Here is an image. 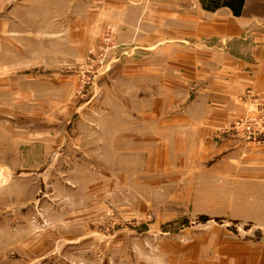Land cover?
<instances>
[{"label": "rangeland", "instance_id": "1", "mask_svg": "<svg viewBox=\"0 0 264 264\" xmlns=\"http://www.w3.org/2000/svg\"><path fill=\"white\" fill-rule=\"evenodd\" d=\"M35 11L30 35L0 13V264H172L187 244V230L174 234L182 219L221 214L194 199L214 190L119 143L130 129L116 121L143 83L126 75L116 33L51 23L45 1ZM252 95L220 137L264 144L252 135L264 99Z\"/></svg>", "mask_w": 264, "mask_h": 264}, {"label": "crops", "instance_id": "2", "mask_svg": "<svg viewBox=\"0 0 264 264\" xmlns=\"http://www.w3.org/2000/svg\"><path fill=\"white\" fill-rule=\"evenodd\" d=\"M44 1L51 23L111 29L128 50L125 73L143 84L116 121L130 129L119 143L149 167L175 160L198 175L193 190H214L194 199L221 214L182 219L174 234L187 230V244L172 264H264V144L219 135L251 107L247 91L264 99V0H0V13L30 27Z\"/></svg>", "mask_w": 264, "mask_h": 264}, {"label": "built area", "instance_id": "3", "mask_svg": "<svg viewBox=\"0 0 264 264\" xmlns=\"http://www.w3.org/2000/svg\"><path fill=\"white\" fill-rule=\"evenodd\" d=\"M246 95H248L249 98H251V96H253V95H252V92H247ZM242 121H243V120H242ZM242 121H241V122H242ZM243 123H244V121H243ZM262 124H263V126H262V127H263V130L260 129V130L258 131V133H256V134H252L253 136H256V135H259V136H257V137H263V136H264V121L262 122ZM257 137H256V138H257ZM256 138H254V139L257 140ZM259 142H260V141H259Z\"/></svg>", "mask_w": 264, "mask_h": 264}, {"label": "trees", "instance_id": "4", "mask_svg": "<svg viewBox=\"0 0 264 264\" xmlns=\"http://www.w3.org/2000/svg\"><path fill=\"white\" fill-rule=\"evenodd\" d=\"M200 220H201V221H207L208 219H207L206 217H201ZM182 225H185V224H182ZM163 229H164V228H163ZM165 232H167V231H165Z\"/></svg>", "mask_w": 264, "mask_h": 264}]
</instances>
